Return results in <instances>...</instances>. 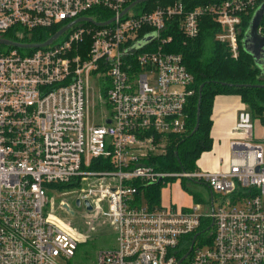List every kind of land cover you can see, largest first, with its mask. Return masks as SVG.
Here are the masks:
<instances>
[{
    "label": "built area",
    "instance_id": "1",
    "mask_svg": "<svg viewBox=\"0 0 264 264\" xmlns=\"http://www.w3.org/2000/svg\"><path fill=\"white\" fill-rule=\"evenodd\" d=\"M130 1L0 0V38L12 26L30 31L69 23L93 7L114 17L103 26H78L31 54L0 52V264H66L73 257L85 236L58 216V208L73 211L49 199L50 183H70L56 191L77 193L79 206L86 209L87 200L113 226L116 246L99 249L96 264H176L183 237L203 218H211V241L198 245L196 237L182 263L264 264V136H255L248 110L238 113L240 136L230 142L227 170L168 172L143 164L164 151L168 135L186 130L194 93L182 56L161 49L172 39L164 33L167 21L195 38L201 17L211 16L221 27L215 39L237 58L241 15L264 0L191 9L174 0L120 16ZM137 50L136 59H126ZM93 97L105 105L100 120ZM93 159L112 169H92ZM178 177L209 188L208 212L198 205L150 208L135 199L140 185ZM213 193L220 195L216 207Z\"/></svg>",
    "mask_w": 264,
    "mask_h": 264
},
{
    "label": "trees",
    "instance_id": "2",
    "mask_svg": "<svg viewBox=\"0 0 264 264\" xmlns=\"http://www.w3.org/2000/svg\"><path fill=\"white\" fill-rule=\"evenodd\" d=\"M134 0H131L132 2ZM174 0H146L139 2L132 7L133 13L151 11L157 5H166ZM186 9H191L199 5L223 0H180ZM128 2L126 5H128ZM125 5V6H126ZM252 12L242 14L241 22L238 25L237 39L239 43V54L237 58L231 57L226 42L218 41L215 35L221 31V27L212 20L211 16H203L200 20V32L195 38H187L177 26L176 20H169L165 25V34L171 35L169 43H165L161 49L166 52L178 53L182 56V62L186 69L193 76V95L189 98L187 106L186 130L181 134L168 135L164 145V151L152 155L143 161V164L152 165L158 171H193L198 168V161L201 157L212 149V138L210 130L212 126V108L214 98L217 95H237L248 110L252 119H257L264 126V70L258 66L253 57L244 49L243 38L248 32V27ZM85 16L92 17L96 22H104L112 18L113 12L102 8L93 7L84 12ZM264 20V15L262 22ZM261 22V23H262ZM67 22H61L50 27L36 28L33 30H23L18 26H12L1 33V38L19 43H42ZM89 22H79L61 34L54 40L50 47L63 40L68 32L78 26L90 25ZM87 43V41H86ZM42 47V48H47ZM16 49L21 54H31L38 48H17L10 45H0V52H8ZM24 51V52H23ZM139 51H135L126 59H136ZM242 86H238V85ZM261 85V86H245ZM201 89L200 119L198 129L192 133L196 123L197 100L199 88ZM105 95V89L102 92ZM102 160V158H101ZM96 159L92 160V169H112L111 164L105 166L96 164ZM137 185V182H135ZM167 182H159L147 186H139L135 199L138 203L142 200L148 207H164L161 202V188ZM72 185L50 183L46 185L47 193L62 189H69ZM194 203H199L201 199L193 194ZM210 203V200H209ZM175 207V206H174ZM178 207V206H176ZM187 209L188 207H178ZM72 219L71 216L66 217ZM211 218H203L199 228L183 237V246L176 251L177 261L188 251L193 235L199 233L196 238L198 245L211 241L212 231ZM79 246V243L77 247ZM76 247V250H77ZM76 250L74 255L76 254ZM184 264V263H182Z\"/></svg>",
    "mask_w": 264,
    "mask_h": 264
},
{
    "label": "rangeland",
    "instance_id": "3",
    "mask_svg": "<svg viewBox=\"0 0 264 264\" xmlns=\"http://www.w3.org/2000/svg\"><path fill=\"white\" fill-rule=\"evenodd\" d=\"M132 12L133 9L129 11L130 14H132ZM90 107H93L92 113L95 120H100L101 114L105 110V105L99 103L97 98L95 99V97H93V99L91 98ZM252 122L254 124L255 136L258 138L263 137L264 126L259 124L257 119H252ZM207 154L208 153H206V155ZM229 157L230 154L228 160ZM218 170L222 169L219 168ZM193 194L201 199L199 203L190 201V196H193ZM48 195L49 199L53 201L55 205H58L60 201H65L69 205L70 211H73V215L58 208V216L62 217L63 220H67L66 217L71 216L72 219H68L71 226L76 229L79 235L85 236L82 238L83 241L79 242L75 256L71 257L66 264H96V253L99 249L113 248L116 246L113 226L101 216L100 211L95 207H92L91 210H86L82 205L77 206L75 203L77 193L73 191H49ZM161 196V202L164 206H169L171 203L178 207H192L198 205L201 213L210 210L209 188L205 184L197 183L187 178L178 177L168 179L167 183L161 188ZM212 197L214 201L213 205L216 207L220 202V195L213 193ZM142 201L143 204H145L144 200Z\"/></svg>",
    "mask_w": 264,
    "mask_h": 264
},
{
    "label": "crops",
    "instance_id": "4",
    "mask_svg": "<svg viewBox=\"0 0 264 264\" xmlns=\"http://www.w3.org/2000/svg\"><path fill=\"white\" fill-rule=\"evenodd\" d=\"M259 62L260 63L256 64L263 69L264 52L259 58ZM243 106L244 105L237 95H217L214 98L211 115L212 126L210 130V136L212 138V149L209 152H206L208 154L206 155L205 153L198 161L197 170L217 171L219 168H221L222 170H227L229 162L228 156L230 154V142L233 139L239 138L240 136V134L237 133L234 129L238 113L239 111L244 109ZM259 124L261 123L259 122ZM190 201L194 203L192 196H190ZM169 205L177 206L172 203ZM209 205L211 208L210 203Z\"/></svg>",
    "mask_w": 264,
    "mask_h": 264
},
{
    "label": "water",
    "instance_id": "5",
    "mask_svg": "<svg viewBox=\"0 0 264 264\" xmlns=\"http://www.w3.org/2000/svg\"><path fill=\"white\" fill-rule=\"evenodd\" d=\"M146 0H134L131 3H129L121 12H120V16L123 15L126 11H128L130 8H132L134 5H136L139 2H143ZM264 15V4H261L260 6H258L256 8V10L253 12L251 19H250V23H249V27H248V32L245 35V37L243 38V46L244 49L253 57L255 63H260L259 62V58L262 56V53L264 52L263 47H264V37L261 36L258 33V27L260 25V22L263 18ZM114 17L110 18L107 21L104 22H96L93 20L92 17H88V16H81L78 18H75L74 20L70 21L69 23L65 24L64 26H62L59 30H57L52 36H50L48 39H46L44 42L42 43H19V42H14V41H10L7 40L5 38H0V45H10V46H14L17 48H42V47H46L48 45H50L54 40H56L61 34H63L67 29H69L71 26L75 25L76 23L79 22H89L95 25H106L108 24L110 21L113 20ZM264 70V68H263ZM245 86H261V85H250V84H244ZM238 86H242V85H238ZM203 85L200 86L199 88V95H198V100H197V110H196V123H195V127L192 131L195 132L198 129L199 126V119H200V104H201V89H202ZM106 123H110V120H106ZM76 205L79 206L80 205V201L77 199L75 201ZM85 206L87 210H91V206L89 204V202L86 200L85 202ZM64 207L66 208V205H64ZM199 233L197 232L193 238H192V243L188 249V251L177 261L176 264H181L182 261L186 258V256L189 254L190 250L192 249V244L194 243L195 238L197 237ZM83 240H80L79 242H82Z\"/></svg>",
    "mask_w": 264,
    "mask_h": 264
}]
</instances>
